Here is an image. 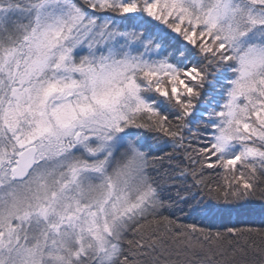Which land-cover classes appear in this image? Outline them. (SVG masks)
I'll list each match as a JSON object with an SVG mask.
<instances>
[{
    "label": "snow or ice",
    "instance_id": "snow-or-ice-1",
    "mask_svg": "<svg viewBox=\"0 0 264 264\" xmlns=\"http://www.w3.org/2000/svg\"><path fill=\"white\" fill-rule=\"evenodd\" d=\"M0 264H264V0H0Z\"/></svg>",
    "mask_w": 264,
    "mask_h": 264
}]
</instances>
